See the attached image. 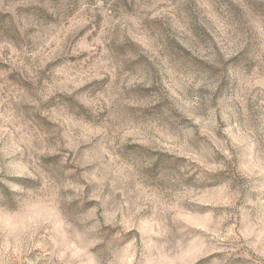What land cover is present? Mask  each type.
I'll use <instances>...</instances> for the list:
<instances>
[{
    "label": "clouds",
    "instance_id": "clouds-1",
    "mask_svg": "<svg viewBox=\"0 0 264 264\" xmlns=\"http://www.w3.org/2000/svg\"><path fill=\"white\" fill-rule=\"evenodd\" d=\"M0 264H264V0H0Z\"/></svg>",
    "mask_w": 264,
    "mask_h": 264
},
{
    "label": "rangeland",
    "instance_id": "rangeland-1",
    "mask_svg": "<svg viewBox=\"0 0 264 264\" xmlns=\"http://www.w3.org/2000/svg\"><path fill=\"white\" fill-rule=\"evenodd\" d=\"M135 70H136V66L135 65H129L128 66V71H130V72H135Z\"/></svg>",
    "mask_w": 264,
    "mask_h": 264
}]
</instances>
